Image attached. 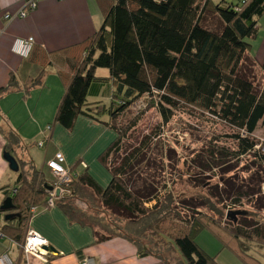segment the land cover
Returning <instances> with one entry per match:
<instances>
[{"label": "trees", "instance_id": "trees-1", "mask_svg": "<svg viewBox=\"0 0 264 264\" xmlns=\"http://www.w3.org/2000/svg\"><path fill=\"white\" fill-rule=\"evenodd\" d=\"M263 14L264 0H243L239 5L226 0L217 5L210 0H114L100 28L87 41L83 57L71 65L72 75L54 117V123L67 131L79 116L94 121L108 118L104 125L116 137L99 156V162L110 179L103 188L87 170L77 175L71 169L69 194L56 196L54 207L72 223L91 229L96 244L122 238L141 256H152L164 264L173 263L172 249L180 264H217L195 242L205 230L219 237L222 248L229 249L242 263L261 264L241 245L252 239L264 240V226L253 227L245 220L235 223L233 218L238 213L233 212L228 215L232 224L227 229L203 218L197 210L202 203L193 196L174 195L167 181H154L152 156L159 154V133L135 136L137 118L120 127L112 122L146 96L149 108L156 109L163 124L175 111L190 107L235 132L231 137L237 143L233 156L252 152L257 145L252 136L259 124L264 125V81L257 88L250 78L256 65L249 41L257 37V20ZM209 15L218 18V28L206 27ZM98 69L108 71L114 87L108 106L86 102L90 86L103 80L95 75ZM39 83V79L34 80L30 87ZM15 85L11 75L7 87H0V96ZM0 133L6 142L4 152L18 165L15 185L5 197L11 199L13 209L0 211L11 218L4 219L0 234L21 246L32 216L30 210L48 209L47 187L53 178L47 180L31 159L16 155L17 147L26 148L19 135L9 128L0 129ZM259 158L264 164V156ZM76 191L86 192L124 226L101 227L103 232L97 235L96 219L74 211L70 203ZM234 193L233 204L256 196L242 193L240 188Z\"/></svg>", "mask_w": 264, "mask_h": 264}, {"label": "crops", "instance_id": "crops-1", "mask_svg": "<svg viewBox=\"0 0 264 264\" xmlns=\"http://www.w3.org/2000/svg\"><path fill=\"white\" fill-rule=\"evenodd\" d=\"M28 1L30 0H0V87H7L11 75L16 83L12 90L0 96V103L8 97L21 96L25 112L31 113L28 103L33 99L32 93H38L37 104L41 96L44 95L45 99L46 93L48 103L56 105V114L72 75L71 65L83 57L87 41L100 28L104 15L114 0H35L36 8L25 18H16L10 22L3 19L7 13L20 11ZM28 38L33 39V46L27 57H20L12 52L14 40ZM250 54L264 81V72H261L264 65V38L256 51H251ZM103 70L95 72L103 80L90 86L86 97L88 104H109L114 87L109 80L108 71ZM38 79L40 83L30 87ZM26 89H29L27 93ZM107 121L106 116L98 118V121L79 116L69 131L53 122L48 134L46 130L41 132L43 138H48L44 146L45 155L50 142L55 141L59 145H56L54 156L62 154L65 168L73 169L77 175L87 170L103 186L104 182L94 176L89 165L96 162L101 164L99 156L116 137L104 125ZM2 125L12 131L17 128L21 139L25 138V132H20L18 128L20 126H12L0 113V127ZM33 135L36 136L35 129ZM23 141L21 140V144L24 145ZM5 144L0 133V207L16 181V173L9 169L3 158ZM24 146L26 148L23 149L22 156L32 160L27 146ZM54 156L49 159L44 157L41 168L36 167L34 162L33 164L43 173L44 168L48 171L45 162ZM109 179L108 174L106 181L109 182ZM4 218L5 214L0 213V229L4 226ZM27 231L36 232L47 241L48 247L55 249V252L46 257L47 263L37 257L26 256L20 246L8 238L0 239V256L6 254L11 264H81L85 260L90 261L89 264H164L152 256H141L133 244L122 238H112L96 244L91 229L72 223L57 206L36 209L26 225Z\"/></svg>", "mask_w": 264, "mask_h": 264}, {"label": "rangeland", "instance_id": "rangeland-1", "mask_svg": "<svg viewBox=\"0 0 264 264\" xmlns=\"http://www.w3.org/2000/svg\"><path fill=\"white\" fill-rule=\"evenodd\" d=\"M210 1L217 5L221 0ZM242 1L226 0V3L239 5ZM257 26V37L249 41L252 53L256 51L264 38V14L257 20ZM206 27L218 28V18L209 15ZM250 78L257 88L263 84V76L257 68L253 70ZM44 94L45 99L44 95L41 96L37 104L38 93H32L33 99L28 101L31 113L25 112L24 100L21 96H11L0 103V113L4 118L9 120L12 126H20L18 127L20 132H25L24 139L19 137L24 140L23 143L28 148L29 156L38 168H41L44 157L49 159L54 156L56 145H59L55 141L50 142L46 155L45 147L41 149L34 145L43 140L41 132L46 130L47 126L51 127L54 122L56 105L51 106L46 93ZM148 102V97H141L112 124L116 127L125 126L129 120L137 118L138 124L133 132L135 136L142 137L151 133H159L156 147L159 154L152 156L154 181H167V187L173 189L174 195L181 194L180 196L188 198L193 196L196 202L202 203L197 209L200 215L214 224H219L223 229H227L232 224V219L228 217L230 212L238 213L233 218L235 223L245 220L253 227L264 226V209H261L264 204V164L259 158V156H264V125L259 124L252 136L257 144L255 149L237 158L233 156L237 151V143L231 138L235 132L227 125L218 122L209 114L185 106L175 111L167 124H163L156 109L149 108ZM32 110H35V115ZM0 129L6 130V127L2 125ZM14 132L19 135L17 128ZM45 132L48 134L49 131ZM23 149L21 145L16 148L15 152L18 157L22 156ZM89 166L96 178L104 184L108 183L106 181L108 173L103 165L96 162ZM43 173L45 178L50 180V174L45 168ZM221 181H225L226 185H222ZM104 184L99 185L105 187ZM237 188H240L242 193H256V196L249 198L247 196L239 203L233 204L234 192ZM70 203L74 211L85 212L87 217L96 219V225L99 226L95 227L97 235L103 232L101 227L109 230L124 226V222L117 221L103 210L92 197L90 198V195L87 196L86 192L76 191ZM195 242L210 257L215 258L217 264H244L229 249L222 248L219 237L208 230L201 232L195 238ZM241 248L253 259L264 264L263 239L243 241ZM171 255L172 264H177V262L180 264L178 254L174 249L171 250ZM182 263L185 264V262Z\"/></svg>", "mask_w": 264, "mask_h": 264}, {"label": "built area", "instance_id": "built-area-1", "mask_svg": "<svg viewBox=\"0 0 264 264\" xmlns=\"http://www.w3.org/2000/svg\"><path fill=\"white\" fill-rule=\"evenodd\" d=\"M36 8L35 0H30L25 3L23 8L16 13H7L3 16V19L6 22H10L16 18H25L29 12L33 11ZM33 46V39H16L12 44V52L19 55L20 57H27L31 51ZM47 131L50 129L47 127ZM48 138L47 136L43 138V140L39 141L36 146L38 148H43L47 143ZM64 158L61 153L55 154L54 158L45 162L46 168L49 170L53 182L50 183L51 191L49 192V198L47 200V207L52 208L54 207V200L58 195H68L69 190L68 185L72 181L73 174L71 173L70 169H67L63 166ZM82 166H84L82 164ZM34 208L30 210V213H35ZM4 236L0 234V239H3ZM48 247L47 241L42 238L39 234L34 231H27L24 241L20 246L22 252L26 256H33L41 259L44 263H47L46 257L49 256L51 252L47 251L46 248ZM90 261H83L81 264H89ZM0 264H11L10 260L8 259L6 254L0 256Z\"/></svg>", "mask_w": 264, "mask_h": 264}, {"label": "water", "instance_id": "water-1", "mask_svg": "<svg viewBox=\"0 0 264 264\" xmlns=\"http://www.w3.org/2000/svg\"><path fill=\"white\" fill-rule=\"evenodd\" d=\"M3 158L8 163L9 169L12 172L16 173L18 171V165H17L16 160L9 153H5V152L3 154ZM47 190L51 191V188L47 187ZM12 209H13V206H12L11 199L10 198L5 199L2 203V206L0 207V210L9 211ZM10 218H11V215H6L4 219L8 220ZM46 250L52 253L55 252V249H53L52 247H47Z\"/></svg>", "mask_w": 264, "mask_h": 264}]
</instances>
